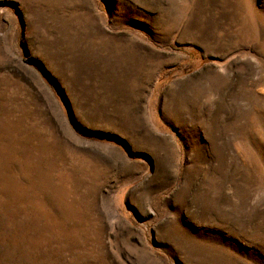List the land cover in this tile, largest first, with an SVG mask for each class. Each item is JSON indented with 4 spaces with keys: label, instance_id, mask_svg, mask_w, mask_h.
Segmentation results:
<instances>
[{
    "label": "rangeland",
    "instance_id": "obj_1",
    "mask_svg": "<svg viewBox=\"0 0 264 264\" xmlns=\"http://www.w3.org/2000/svg\"><path fill=\"white\" fill-rule=\"evenodd\" d=\"M0 264H264V0H0Z\"/></svg>",
    "mask_w": 264,
    "mask_h": 264
}]
</instances>
